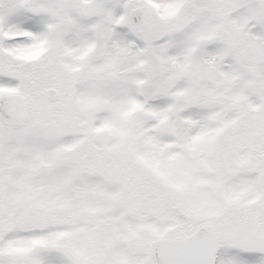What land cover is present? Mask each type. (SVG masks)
<instances>
[{"label": "snow or ice", "instance_id": "6c2138e0", "mask_svg": "<svg viewBox=\"0 0 264 264\" xmlns=\"http://www.w3.org/2000/svg\"><path fill=\"white\" fill-rule=\"evenodd\" d=\"M0 264H264V0H0Z\"/></svg>", "mask_w": 264, "mask_h": 264}]
</instances>
